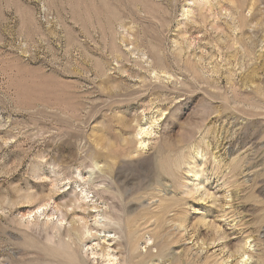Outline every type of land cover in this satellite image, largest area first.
Instances as JSON below:
<instances>
[{"label":"rangeland","instance_id":"rangeland-1","mask_svg":"<svg viewBox=\"0 0 264 264\" xmlns=\"http://www.w3.org/2000/svg\"><path fill=\"white\" fill-rule=\"evenodd\" d=\"M245 243L264 264V0H0V264Z\"/></svg>","mask_w":264,"mask_h":264},{"label":"bare ground","instance_id":"bare-ground-1","mask_svg":"<svg viewBox=\"0 0 264 264\" xmlns=\"http://www.w3.org/2000/svg\"><path fill=\"white\" fill-rule=\"evenodd\" d=\"M147 134H148V132H146V129L139 128L138 131H137V133H136V136L137 137L138 136L139 137H143V136H145ZM139 147H140V149H143V148H145V144L143 142H140ZM176 159H175V161L173 162L172 165L174 167H177L178 168L180 166V162H179V160H176ZM33 201H34V197L32 195H27L26 196V201H25L26 203H30L31 204ZM46 206H47V204L43 202V204H41V206L39 207V210H41L42 208H44ZM248 249H249L248 243H245L244 246L239 247V249L237 250V254L242 259L241 263H245L246 264V262H248L249 258L251 257L250 254H249ZM236 264H238V263H236Z\"/></svg>","mask_w":264,"mask_h":264}]
</instances>
